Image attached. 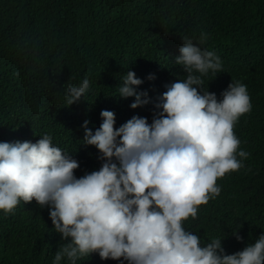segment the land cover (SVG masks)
Wrapping results in <instances>:
<instances>
[{
  "label": "trees",
  "instance_id": "obj_1",
  "mask_svg": "<svg viewBox=\"0 0 264 264\" xmlns=\"http://www.w3.org/2000/svg\"><path fill=\"white\" fill-rule=\"evenodd\" d=\"M185 36H207L202 47L222 60V72L204 77L205 89L221 98L241 81L251 98L252 110L234 127L250 153L244 168L218 179L220 196L184 222L205 242L221 238L233 254L264 232V0H0V142L48 133L78 160L77 178L98 170V150L83 142L84 121L97 128L102 118L94 114L109 110L117 128L133 116L151 123L157 97L186 76L175 63ZM129 71L151 103L133 109L134 98L119 95ZM84 79L88 90L69 105L70 86ZM60 243L48 208L35 200L0 210V264H52ZM78 264L118 261L92 254Z\"/></svg>",
  "mask_w": 264,
  "mask_h": 264
},
{
  "label": "clouds",
  "instance_id": "obj_2",
  "mask_svg": "<svg viewBox=\"0 0 264 264\" xmlns=\"http://www.w3.org/2000/svg\"><path fill=\"white\" fill-rule=\"evenodd\" d=\"M207 40L183 38L175 63L186 76L157 97L151 123L133 116L117 128L109 110L94 114L102 118L97 128L84 121L83 142L98 150V170L77 178L78 160L48 133L36 142H0V210L7 214L33 200L48 208L63 241L52 264H78L92 254L118 264H264V232L227 254L221 238L205 242L184 226L220 196L218 179L244 168L250 156L234 133L252 110L247 85L232 81L221 98L204 88V77L223 71L220 56L202 47ZM142 83L129 71L118 89L134 98L133 109L152 102L138 91ZM88 88L87 79L70 86L67 103Z\"/></svg>",
  "mask_w": 264,
  "mask_h": 264
}]
</instances>
